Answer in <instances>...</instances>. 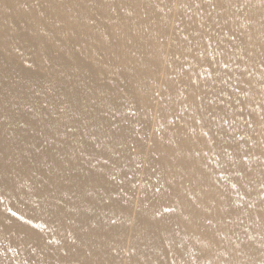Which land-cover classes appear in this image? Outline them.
I'll return each mask as SVG.
<instances>
[{
    "label": "bare ground",
    "instance_id": "6f19581e",
    "mask_svg": "<svg viewBox=\"0 0 264 264\" xmlns=\"http://www.w3.org/2000/svg\"><path fill=\"white\" fill-rule=\"evenodd\" d=\"M0 264H264V0H0Z\"/></svg>",
    "mask_w": 264,
    "mask_h": 264
},
{
    "label": "snow or ice",
    "instance_id": "6c2138e0",
    "mask_svg": "<svg viewBox=\"0 0 264 264\" xmlns=\"http://www.w3.org/2000/svg\"><path fill=\"white\" fill-rule=\"evenodd\" d=\"M12 215H16L15 213H12Z\"/></svg>",
    "mask_w": 264,
    "mask_h": 264
}]
</instances>
